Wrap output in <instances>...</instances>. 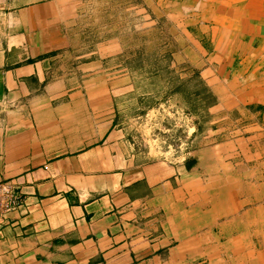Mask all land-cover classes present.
<instances>
[{"label": "crops", "instance_id": "1", "mask_svg": "<svg viewBox=\"0 0 264 264\" xmlns=\"http://www.w3.org/2000/svg\"><path fill=\"white\" fill-rule=\"evenodd\" d=\"M200 3L237 27L231 58H259L238 105L263 107L264 0ZM79 5L0 0V182L22 197L0 216V264H264V129L142 158L109 83L70 62Z\"/></svg>", "mask_w": 264, "mask_h": 264}, {"label": "rangeland", "instance_id": "2", "mask_svg": "<svg viewBox=\"0 0 264 264\" xmlns=\"http://www.w3.org/2000/svg\"><path fill=\"white\" fill-rule=\"evenodd\" d=\"M214 7L200 0H80L70 62L91 65L94 81L109 83L120 128L144 159L182 163L208 132L264 129V106L238 105V94L255 83L259 58L250 59L251 68L249 59L231 58L224 40L238 29ZM257 75L264 88V74Z\"/></svg>", "mask_w": 264, "mask_h": 264}, {"label": "built area", "instance_id": "3", "mask_svg": "<svg viewBox=\"0 0 264 264\" xmlns=\"http://www.w3.org/2000/svg\"><path fill=\"white\" fill-rule=\"evenodd\" d=\"M22 202V197L14 187L6 182H0V216H5Z\"/></svg>", "mask_w": 264, "mask_h": 264}]
</instances>
